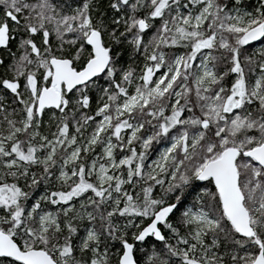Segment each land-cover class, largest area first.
<instances>
[{"label":"snow or ice","instance_id":"obj_1","mask_svg":"<svg viewBox=\"0 0 264 264\" xmlns=\"http://www.w3.org/2000/svg\"><path fill=\"white\" fill-rule=\"evenodd\" d=\"M0 264H264V0H0Z\"/></svg>","mask_w":264,"mask_h":264}]
</instances>
